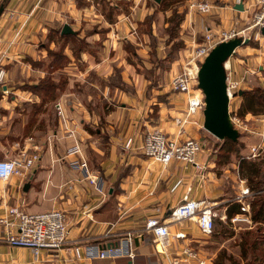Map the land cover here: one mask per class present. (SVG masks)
Segmentation results:
<instances>
[{
  "label": "crops",
  "instance_id": "obj_1",
  "mask_svg": "<svg viewBox=\"0 0 264 264\" xmlns=\"http://www.w3.org/2000/svg\"><path fill=\"white\" fill-rule=\"evenodd\" d=\"M66 1H8L4 11L0 12V42L1 50L4 51L2 62L6 63L4 65L8 73L17 61L23 60L22 57L26 55L37 57L40 45L36 40L46 35L47 26L50 28L57 23L64 25L66 22L72 26V19L67 20L63 17L65 15L63 11H69L72 15L69 14V17L75 19L79 15L81 17L96 15L90 3L79 7L76 0ZM225 1L227 2L223 4L224 7L214 3L206 13L191 9L187 3V11L181 23L182 29L188 33L185 41L190 42L193 38L200 41L201 35L203 36L208 30L237 26L240 18L249 13V8L253 3L256 4L257 0H242L243 10L234 8V3L240 0ZM120 15L126 17L123 13ZM84 18L91 19V17ZM105 24L110 25L109 35L114 25L107 22ZM121 24L124 26L123 24L126 23L124 20L115 22L116 26ZM93 34L94 39L97 40L98 29L95 28ZM16 36L18 40H13ZM54 43H51V47L56 46ZM102 46L111 47L108 36L99 44L101 51ZM82 52L83 55L86 53ZM108 56L103 57L102 61H107ZM83 57L87 59L86 54ZM29 62L30 60H27V65L32 67ZM109 71L107 69L105 73ZM7 89L5 91L6 87L0 86V157H4V154L9 156L7 151L10 149L4 144L2 137L10 136L11 152L17 154L18 150H22V144L25 148L28 147L29 151H33L37 146L39 159L26 177L15 174L7 180H0V215L13 204H21L26 210L33 212L60 208L66 214L69 233L67 241L61 248L43 249L36 258L31 248L11 246L6 240L5 228L0 224V264H6L7 260L9 264H163L153 250L149 234H144L135 240L136 254L133 258L126 256L89 258L84 253L88 245L115 241L127 230L142 228L146 217L150 215H158L159 219L167 221L165 214L181 200L189 184L192 186L190 197L205 198L208 201L209 196L216 192L215 185L218 183L214 179L213 171L207 168L205 179L198 181L193 175L192 168L184 167L181 162H171L163 166L146 156L136 145L131 149L123 148L127 137L126 134L123 135V131L122 135H109L106 142L107 149L104 150L100 145L102 141L99 143L100 146L97 144V138L87 140L90 134L77 122H70L73 132L65 129L63 123H60L57 129L48 130L45 125H42L43 129H41L34 123L28 129L30 130L28 134L18 139V136L13 137L12 134L22 133V126L28 123V113H22L24 115L21 120L18 117L14 118V114L18 112L17 107L22 106L19 95L28 100L32 92L14 90L8 84ZM10 92L12 94H9ZM181 95L184 97L183 94ZM200 116L202 122L203 118ZM161 120L165 124V120L163 118ZM19 121L22 126L16 128L15 123ZM163 123L161 124L164 125ZM186 131L182 133V137H185ZM28 136L32 137L30 141L27 139ZM23 137L26 140L22 139ZM77 141L83 144L82 155L88 165L87 174L78 165L81 157L68 152ZM18 142L21 147L19 149ZM139 142L136 140L135 143L138 145ZM88 144L103 157L98 158L86 152L85 148ZM95 162L99 163V169ZM95 174L99 175L103 192H99L89 180V176ZM178 177L183 178V183L175 190H171L172 183ZM27 182L29 185L26 187ZM222 206L224 208L225 204ZM169 227L171 231L186 232L187 237L176 240L175 245L190 241L197 246L196 242L201 240V233L192 219L169 222ZM76 246L81 250L79 257L73 251Z\"/></svg>",
  "mask_w": 264,
  "mask_h": 264
},
{
  "label": "rangeland",
  "instance_id": "obj_2",
  "mask_svg": "<svg viewBox=\"0 0 264 264\" xmlns=\"http://www.w3.org/2000/svg\"><path fill=\"white\" fill-rule=\"evenodd\" d=\"M85 1L88 4H92V10L96 15H82V17L79 15L75 19L69 17V11H63L65 12L63 17H66L67 20L72 19L73 28L76 31L78 30L81 36L95 27L98 29V39H94L93 32L85 36L88 45L85 44L82 51L86 52L87 59L83 57L85 54H81L83 53L82 51H80L78 56L75 55L71 47L73 44L70 42L63 49L70 57V62L62 71L57 69L55 74L51 72L52 75H55V80L60 81L63 88H57L56 95L43 102L42 110L39 112L37 116L38 121L35 124L38 126L40 119L43 117L47 121V130L57 129V126L63 123L65 129L73 132L70 122H77L90 134L87 136V140L97 138V144L99 145L102 141L100 145L104 150L107 149L106 142L109 135H122V131L123 135H132L140 142L147 130L154 128H160L162 131L172 135L176 130L174 119L183 112L184 97L180 93L173 91L169 82L173 72L180 69L185 53L184 49L189 44V41H185L188 33L182 29L181 16L179 18L178 16L182 14L185 2L189 4L191 0H164L161 6L154 4L151 0ZM209 1L211 4L217 3L219 7H224L223 4L227 2L225 0ZM190 8L195 9L193 7ZM174 9H177V11L174 12ZM153 10L156 12H153ZM257 10V3H253L249 8V13L244 14L238 21L237 26H234L240 30L237 35H243L249 39L248 42L236 47L234 53L227 59L230 62L231 78L240 77L243 73L246 74L244 81L241 83L242 87H240L243 90L251 89L257 85L264 87V33L260 29L264 25V19L261 23L250 26L255 22L254 13ZM120 13L126 15L127 18L123 15L119 16ZM149 13H151L149 18L153 20L150 22H148L149 18L145 19V15ZM84 17H91V19H85ZM95 18L97 19L96 21ZM118 20H124L126 24H123L124 26L122 24L121 26H116L115 22ZM104 21L107 24L111 23L114 25L109 35L110 25H106L103 23ZM59 26L58 23L50 28L47 26L46 35L42 34L43 36L36 40L37 44L40 45L38 47L39 54L36 55L35 59L38 62H45L47 64L50 60V57L47 55L48 50L41 47L42 45L49 41L51 46V43L55 42V48H58L64 42L65 39L59 36L56 29H52ZM169 27H172L173 31L169 32L167 30ZM41 32L43 33V31ZM19 34L20 31L18 32V36ZM170 35H173V37ZM18 36L13 40H18ZM107 36L110 39L111 47L104 48L102 46L101 51L99 44ZM202 38L203 36L201 35L200 41ZM170 50L175 55L173 59L167 56ZM107 55H109L108 60L102 61L103 57ZM22 59V61H17L12 68L8 67L11 68V72L8 73L7 70L8 75L5 83L12 86L14 90L30 91L26 88L27 84L39 82L40 77L44 76L48 69H46V64L41 69L35 68L31 62L29 63L32 67L27 65L26 62L27 60L29 61L28 55L22 57ZM32 68L34 71H32ZM107 69L110 70L109 73H105ZM117 70L124 84L115 83L113 88H111L106 83L107 77L111 73L117 72ZM115 81L118 80L116 79ZM195 87H198V85ZM7 90L6 88L5 91ZM9 94H12V92ZM26 101L24 96L19 95V102L22 106L17 107L18 112L16 111L14 118L18 117L21 120L24 115L22 113H27L25 110V107H27ZM28 101L36 102L37 104L41 103L42 99L38 94L32 92L31 98ZM242 101V96L236 92L230 102L229 110L241 116L247 114V117L254 115V117L263 118L262 121H257L255 129L256 126L264 128V111L261 113L247 111L245 114H241L238 108L241 106ZM89 102L93 106L97 104L94 107V109L96 108L95 110L89 109ZM59 105L62 106L63 111L59 108ZM201 116L203 118V114ZM162 118L165 120V124L162 122ZM202 122H200V125L186 126L187 131L185 128V136H198L202 141L203 149L199 152V156L207 159V162H209L207 168L213 171L214 179L218 182L215 185L216 192L209 196L208 202L216 201L209 203L212 204L214 210L218 213L217 218L226 223L228 222L225 221L227 218H222L221 215L227 212L226 202L235 199L240 188V178L245 179L244 184L249 186L246 178L248 169L246 167L242 168L239 162L242 156L247 153V145L258 141L259 137L249 132L239 133V155L233 153L226 157L223 154V149L219 148L222 139L209 135L211 133L203 128ZM252 122H254V119L250 118L248 121L249 125L253 124ZM16 123V128L22 126L20 121ZM26 125L22 126V133L12 134L13 137L18 136L17 138L19 139L22 135L28 134L30 130L26 129ZM95 130L97 132L100 131L102 135H99ZM29 137H27L28 140ZM9 139L10 136L2 137L4 144L11 150ZM77 143L83 148L82 142L77 141ZM88 145L85 150L89 153V149L92 147L90 144ZM225 146L228 147V144L225 143ZM24 148L25 145L22 144L21 149ZM9 151H7V155H16L13 151ZM4 155L6 156V154ZM244 159H246L245 161L261 163L264 160V147L260 156L253 159L244 157ZM188 167L190 168L191 166ZM251 192L250 199L255 196L257 191L251 189ZM223 204H226L224 208ZM238 210H240V206H238ZM249 215L252 217L251 204ZM251 220L249 223H233V233L218 239H213L212 236L205 237L200 234L201 240L196 242V244L197 248H200V256L205 257L206 264H213V258L216 257L221 248H225L230 254L239 252L237 242L241 239L243 231L252 228L257 229L258 225L260 227L258 229L264 230L263 221L255 222L252 218ZM226 232L229 233L231 231L227 229ZM6 264H9L8 260Z\"/></svg>",
  "mask_w": 264,
  "mask_h": 264
},
{
  "label": "built area",
  "instance_id": "obj_3",
  "mask_svg": "<svg viewBox=\"0 0 264 264\" xmlns=\"http://www.w3.org/2000/svg\"><path fill=\"white\" fill-rule=\"evenodd\" d=\"M258 10L254 13V26L264 19V0H257ZM189 7L195 8L199 12H209L212 4L209 0H191ZM240 30L234 26L230 28H221L217 30H208L204 32L201 41L194 38L187 44L180 69L173 72L170 78V87L173 91L184 95L183 112L175 117V132L172 135L162 131L160 128L147 130L141 142L135 143L136 138L128 135L123 143V148L131 149L137 146L142 152L152 160L167 166L171 162H181L184 167L191 166L193 175L198 181L205 179L207 171V160L201 158L199 152L203 149L202 141L198 136L187 135L182 137L188 125H200L199 116L202 115L204 107V96L197 85V73L204 57L211 48L218 42L227 40L237 35ZM4 51L1 50L0 42V84L6 88L7 69L2 62ZM225 61L226 71V91L229 102L240 89L246 74L240 77L231 78L230 62ZM228 69V70H227ZM62 110V106L59 105ZM63 111V110H62ZM230 111V110H229ZM230 118L233 126L238 133L249 132L258 136L259 140L247 145V153L243 158L253 159L260 156L264 147V128L257 125V121L263 118L247 114L238 115L230 111ZM254 119L253 124L248 123L249 119ZM32 137L29 138V140ZM18 148L20 143H17ZM69 154H78L81 157L79 166L88 173L86 159L82 155V147L75 142L73 147L68 150ZM39 159L38 147L33 151L24 148L14 156H5L0 158V180H7L12 175H21L26 177L28 172L34 167ZM90 182L94 183L99 192H103L100 178L98 175L89 176ZM243 178H240V188L235 199L240 204V210L234 213L230 220L232 223L251 222L250 217V196L252 194L249 186L244 184ZM183 183V178L178 177L171 185L170 189L175 190ZM191 185L186 188L181 200L169 208L165 214L167 221L159 219L158 215L146 217L142 228L138 230H127L121 237L108 243H96L88 245L85 248L84 255L89 258H114L116 256H127L133 258L135 252V240L144 234H149L153 250L161 258L163 264H206L205 257L200 256V248L193 245L190 241L175 245L178 239L186 238V232L177 230L171 231L169 222H177L184 219H192L196 222L198 230L202 236L208 237L213 229V218L218 215L205 198L190 197ZM222 218L226 214L221 215ZM0 224L4 226L6 240L11 246H21L31 248L34 256L39 257L43 249L51 250L61 248L68 239V222L65 212L60 208H51L43 211H29L21 204H13L6 208L0 215ZM77 257L81 255L78 246L73 248Z\"/></svg>",
  "mask_w": 264,
  "mask_h": 264
},
{
  "label": "trees",
  "instance_id": "obj_4",
  "mask_svg": "<svg viewBox=\"0 0 264 264\" xmlns=\"http://www.w3.org/2000/svg\"><path fill=\"white\" fill-rule=\"evenodd\" d=\"M8 1L9 0L1 1L0 6L3 5L4 7H6V4L8 3ZM76 1H77V6L79 7H83L88 4L85 0H76ZM163 1L164 0H160L159 2H157L155 0H151V2L159 6L163 4ZM154 11L155 10H153V12ZM173 11L175 12L177 11V9H174ZM182 11H183L182 14L178 16V18L181 16L180 21L183 20L184 14L187 11L186 2H185L184 9ZM150 14L151 13H149L148 15H145L146 20L147 18L151 16ZM151 19L152 18H149L148 22L153 21ZM62 28H63V25H60L58 28H52V29H56L59 36L65 39L64 42H62V44L58 48L51 47L49 44V41L41 46L48 50L47 55L50 57V60L47 64L45 62H38L37 60H35L36 58H33L31 56L29 57L30 62L34 65L35 68L41 69V67H45V64H46V69H48V71L44 76L40 77L39 82H35L33 84H27L26 86L27 89L31 90L33 93L38 94L42 99V102L37 103V104L36 102H29L28 100L26 101L27 107H25V110L27 113H29L26 129H30L34 125V123L38 121L37 116L39 112L42 110L43 102L48 98H53L56 95L57 88H63L60 81L55 80V75L51 74V72L52 73L54 72L55 74V71L57 69H60V71H62V69L70 62V57L64 52L63 49L70 42L73 44V46L71 47L74 51V54L78 56L80 54V51L84 50L83 47L85 46V44L88 45V42L86 41L85 36L88 33H92L95 29L94 28V29L88 30L87 33L81 36L78 30L73 33H62ZM167 30H169V32L173 31L172 27L167 28ZM171 37H173V35ZM50 39L54 40L52 38ZM167 56L170 59H173L175 57V55L171 52V50L170 52H168ZM107 78L108 79L106 83L111 88H113L115 83L117 84L120 83V85L124 84L123 80L120 78L118 70L115 73L113 72V74L111 73L109 77ZM116 79L118 81H115ZM0 86L3 87V84H0ZM241 96L243 98V101L241 102V106H239L238 108L241 114H245L247 111H251L253 113H261L264 111V87L257 85V86L252 87L251 89H245L243 90ZM88 104L91 107V108L89 107V109L91 110L96 109V108L94 109V107H96L97 104L94 106L92 105L91 102H89ZM44 124L47 128V121L42 117L39 121L38 127L43 129L42 125ZM97 133L99 135H102L100 131H98ZM209 135H211L212 137H215L212 134H209ZM221 141L222 142L220 143L221 145L219 148L223 149L224 151L223 154L226 155V157L233 153L235 155H239V150H240L239 138H237L236 140H233V139L225 137ZM225 143L228 144V147L225 146ZM89 153L93 154L95 157H98V158L103 157L101 154L96 152L93 148L89 149ZM245 160L246 159L242 157L239 164L242 168L246 167L248 169L246 178L248 180L250 189L257 191L255 193V196L252 199H250L251 211H252L251 218L255 222L260 221V220L264 222V172H263L264 160L261 163L254 162V161H245ZM95 165L99 169L100 167L99 163L95 162ZM226 204H227V212H226L227 220L225 221H228V222L224 223L221 219L217 218V216L213 218V229H212L211 234L209 235V236H212L213 239H218L227 234L231 235L233 233L232 231L233 223L230 220V217L234 213L239 211L238 206H240V204L236 199L230 200L229 202H226ZM258 228H260L259 225H258ZM258 228L257 229L256 228L247 229L241 233V239L237 242L239 245V252L235 254H230L225 250V248H221L218 251L216 257L213 258V264H264V248H263L264 230L262 231ZM227 229H230L231 232L227 233L226 232ZM126 258H129V257L126 256Z\"/></svg>",
  "mask_w": 264,
  "mask_h": 264
},
{
  "label": "water",
  "instance_id": "obj_5",
  "mask_svg": "<svg viewBox=\"0 0 264 264\" xmlns=\"http://www.w3.org/2000/svg\"><path fill=\"white\" fill-rule=\"evenodd\" d=\"M159 2L160 0H155ZM234 8L243 10V1L234 3ZM4 6H0V12ZM264 33V25L260 27ZM75 29L66 22L62 33H72ZM248 37L235 35L214 45L201 62L197 73V85L204 96L203 122L202 126L208 132L219 139L225 137L236 140L239 136L238 130L233 126L228 107V94L226 91L225 61L232 55L241 44L248 42ZM243 89L237 90L241 95ZM29 182L26 183V187Z\"/></svg>",
  "mask_w": 264,
  "mask_h": 264
},
{
  "label": "bare ground",
  "instance_id": "obj_6",
  "mask_svg": "<svg viewBox=\"0 0 264 264\" xmlns=\"http://www.w3.org/2000/svg\"><path fill=\"white\" fill-rule=\"evenodd\" d=\"M226 62H227V60H226ZM227 64V63H226Z\"/></svg>",
  "mask_w": 264,
  "mask_h": 264
}]
</instances>
